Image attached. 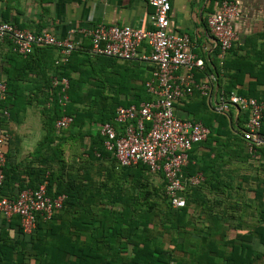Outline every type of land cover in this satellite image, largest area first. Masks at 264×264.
Listing matches in <instances>:
<instances>
[{"label": "trees", "instance_id": "trees-1", "mask_svg": "<svg viewBox=\"0 0 264 264\" xmlns=\"http://www.w3.org/2000/svg\"><path fill=\"white\" fill-rule=\"evenodd\" d=\"M83 40L76 44L66 62L57 65L55 61L60 54L54 56L53 51L59 53L54 47L35 46L31 53L19 55L11 50L10 41L4 40L14 59L20 58L23 68L34 72L36 77L30 82L36 86V94L25 95L24 90L29 86V83L24 85L25 77L9 71L5 77L0 76V82L5 84V94L0 99V129L10 136L2 146L6 164L2 169L0 196L16 199L21 191L35 190L46 181V196L50 199L63 196V200L49 219L36 214L30 234L23 232L19 216L6 219L0 215V264H255L256 259L264 258V250L257 254L247 245L251 237H256L264 248V188L255 191L252 200L244 202V207L250 202L259 208L249 236H237L230 241H224L222 236L215 241L211 238L213 229L220 224L209 221L206 236L197 242L189 238L188 228L192 224L188 221V206L191 196L205 182L186 186L182 192L186 206L174 209L165 196L162 174L157 175L160 185L154 186L149 180L152 174L144 165L121 167L105 150L104 138L99 129L93 130L94 125L116 127L114 116L118 107L150 101L152 95L145 84L151 79L153 67L145 74L142 63L146 62L92 54L89 41ZM48 56L52 60L45 59ZM224 59H221L222 68ZM215 72L218 74L217 66ZM196 73L194 70L195 76ZM53 77L59 82L67 81L63 92L62 84L52 85ZM221 93L226 98L232 94L230 90ZM190 97L174 102L183 105L174 112L175 116L201 122L208 129L205 142L210 151L213 152L212 142L218 148H225L230 140L247 150L240 132L241 123L245 124L247 119L246 111L230 107L227 112L217 113L213 105L209 109L204 103L203 95L201 99L193 98L198 101L189 109L194 104L189 102ZM32 106L39 109L43 136L22 158L17 137L10 128ZM234 111L244 113L243 122L240 118L234 121ZM62 116L71 117L72 122L68 128L57 130L54 123ZM261 131H264V113ZM68 142L70 150L73 148L75 152L69 160L63 155ZM255 152L262 154L264 150L253 145V151L243 153V159H250ZM182 172L184 176L196 174L195 170L187 173L184 168ZM202 174L208 177L205 170ZM207 213L209 217L219 216L210 209ZM222 213L224 216L225 211ZM222 244L231 250L220 251L218 245Z\"/></svg>", "mask_w": 264, "mask_h": 264}, {"label": "crops", "instance_id": "crops-1", "mask_svg": "<svg viewBox=\"0 0 264 264\" xmlns=\"http://www.w3.org/2000/svg\"><path fill=\"white\" fill-rule=\"evenodd\" d=\"M168 1L169 32L187 35L190 39L189 50L203 61L202 70H195L197 73L194 79L197 83L207 79L210 84L209 95L203 99L208 108L213 105L218 93L227 90L264 102V0H239V16L232 21L235 38L231 49L224 56L223 68L217 44L206 26L207 18L217 11L220 0ZM152 12L153 8L147 0H0V22L11 23L33 33L50 32L58 37L66 36L70 30L85 29L98 24L125 25L149 30ZM74 40L77 43L84 41L80 36H75ZM139 51L148 53L149 49L142 45ZM53 53L54 56L59 55L57 51ZM13 56L8 42H0V76L5 77V72L9 71L12 75L25 77L27 82H24V85L29 83V86L24 93L34 96L36 86L33 87L30 82L36 77L34 72L24 69L19 61L21 59H14ZM49 57L45 59L52 60ZM142 65L146 74L151 65ZM215 65L218 74L215 72ZM31 69L33 70V64ZM183 72V69H179L175 73L176 78ZM196 97L201 99L197 90L190 97L192 101L189 102L194 104L189 109L195 107V102L198 101L194 100ZM182 106V102H179L174 105V110H181ZM36 111L39 117L38 128L41 131L40 138L35 142L37 144L43 136V129L39 109L35 106L28 108L10 128L17 137L22 158L33 150L27 144L33 135V128H37ZM243 114L242 111H234V121L240 118L243 122ZM32 121L35 122V127ZM241 124L242 135L244 124ZM95 126L99 125H94V131L99 129ZM216 144L212 142L213 152L205 141L195 144L184 167L187 173L195 170L196 174L202 176V182H205L196 194L191 196L192 201L188 206V221L192 224L188 228L191 232L189 238L193 237L197 242L206 236L205 230L209 221L212 224H220V227L213 229V240L218 241L223 236L224 241H230L236 240L237 236H249L258 219V206L249 202L248 206L244 207V202L252 200L255 191L264 188V153L255 152L247 160L243 159L246 148H239L235 140H230L225 148H218ZM256 145L258 149L264 150V131H259ZM70 146L68 142L63 148L65 158L71 151ZM204 170L207 172V178L202 174ZM215 194H221V197H216ZM202 196L207 199H201ZM209 209L220 217H209ZM247 245L257 254L263 253L264 248L256 237H251ZM218 249L224 252L231 250L223 244L218 245ZM188 260V256L184 257V262L187 263ZM255 264H264V258L256 259Z\"/></svg>", "mask_w": 264, "mask_h": 264}, {"label": "built area", "instance_id": "built-area-1", "mask_svg": "<svg viewBox=\"0 0 264 264\" xmlns=\"http://www.w3.org/2000/svg\"><path fill=\"white\" fill-rule=\"evenodd\" d=\"M153 8L150 15L151 29L144 30L130 26H106L98 24L89 28L70 30L66 36L58 37L50 32L33 33L20 29L14 24L0 22V41L8 40L11 50L19 55L31 53L35 46L54 47L60 58L55 64L66 62L77 42L74 37L87 39L90 51L95 55H105L118 60L138 59L153 67L151 79L145 84L152 99L139 106L118 107L114 122L101 125L100 135L104 138V148L110 152L121 167L144 165L151 174H162L165 182V196L174 209L186 206L182 192L186 186H197L202 176H184L183 168L188 154L195 144L206 140L208 129L192 120H180L175 116L174 102L190 97L194 89L208 97L210 84L207 79L195 82L193 71L202 69L203 61L189 50L190 39L187 35L169 32L170 3L168 0H147ZM239 0H221L217 11L207 18L206 26L214 38L222 59L231 49L235 38L232 21L239 16ZM145 45L148 53L139 51ZM184 72L176 78L175 73ZM62 84V92L67 81L52 78V85ZM5 94V84L0 82V99ZM66 101V97H62ZM232 107L246 111L247 119L242 138L247 142L248 152L253 151L257 135L262 128L264 102L246 99L232 93L228 98L220 92L214 98L213 110L227 112ZM4 115H7L4 112ZM72 118H58L54 127L64 130L70 126ZM10 136L0 129V187L4 176L2 169L6 164L2 146ZM63 196L50 199L46 196V181L37 189H26L16 199L0 196V215L8 219L17 215L21 218L24 233L30 234L35 227V216L40 213L49 219L52 212L62 205ZM264 229V223H263Z\"/></svg>", "mask_w": 264, "mask_h": 264}, {"label": "rangeland", "instance_id": "rangeland-1", "mask_svg": "<svg viewBox=\"0 0 264 264\" xmlns=\"http://www.w3.org/2000/svg\"><path fill=\"white\" fill-rule=\"evenodd\" d=\"M36 115H37V117H36V127L37 128H33V130H32V136H31V139L29 140V142H28V147H30V149H34V147H35V142H36V140L37 139H39L40 138V135H41V131H40V129L38 128V126H39V121H38V113H37V111H36ZM35 122L34 121H32V125H33V127H35ZM75 147V146H74ZM75 152H73V148L71 149V151H70V153L67 155V160H69V157L70 156H72L73 154H74ZM149 180H150V182H151V184L152 185H154V186H159L160 185V183H161V181H160V179L158 178V176L157 175H154V174H152V175H150V177H149Z\"/></svg>", "mask_w": 264, "mask_h": 264}]
</instances>
